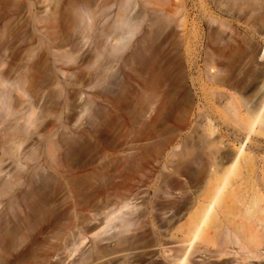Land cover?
Masks as SVG:
<instances>
[{"label":"rangeland","instance_id":"1","mask_svg":"<svg viewBox=\"0 0 264 264\" xmlns=\"http://www.w3.org/2000/svg\"><path fill=\"white\" fill-rule=\"evenodd\" d=\"M120 18L129 27L122 29ZM263 52L264 0H0V180L3 160L8 158L12 164L19 158L18 145L29 148L37 160L46 141L62 143L89 130L102 133L98 141L106 142L109 150L106 155L99 153L95 136L85 139L88 148L82 139L85 150L75 161L77 166L119 167L130 153L144 164L143 170L137 167L134 181L131 175L114 181L120 184L124 180L120 185L128 181L125 190L117 192L126 195L130 206H138L125 235L134 237L132 248L116 243L118 230L110 227L98 238L93 235L98 229L88 234L70 257L61 247L48 255V244L41 246L45 251L38 245V252L34 245L31 252L27 248L30 241L44 244L42 240H49L52 234V223L57 225L52 215L55 217L58 207H52V215L45 214L48 217L35 225L40 233L34 230L29 243L26 240L24 246L16 244L4 255L0 253V264H32L36 258L40 261L39 256H43L42 264H77L78 259L85 263L97 255L102 261L126 255L129 264L142 259L144 264H168V251L183 252L188 243L180 240L193 220V180L174 175L175 181L169 173L179 164L180 155L182 161L193 159V137L205 125L226 133L216 122L224 112L221 106L226 94L236 93V97L256 102L264 98ZM221 82L226 86H220ZM215 108L218 114L207 124L203 115ZM64 132L75 135H51ZM257 145L264 147V142ZM226 146L237 148L229 140L223 141L222 148ZM113 147H134L138 155L132 149H125L129 155L113 152ZM11 164L9 171L14 174ZM166 175L170 179L166 180ZM105 179L97 176L90 182L99 185ZM112 193L110 201H118ZM156 196H162V212L149 207ZM170 203L177 207L172 209ZM101 211L95 218L92 213L85 215L79 226L85 228L82 231L104 227L108 210L105 214ZM72 233L67 236L68 243L77 240L78 234L74 237ZM153 236L158 237L160 246H154ZM95 246L100 250L97 255ZM27 250L30 254L26 255ZM90 252L95 255L88 256ZM90 259L92 263L86 264H93L95 257ZM186 259L193 262V255Z\"/></svg>","mask_w":264,"mask_h":264},{"label":"bare ground","instance_id":"2","mask_svg":"<svg viewBox=\"0 0 264 264\" xmlns=\"http://www.w3.org/2000/svg\"><path fill=\"white\" fill-rule=\"evenodd\" d=\"M120 19L119 23L122 29L124 27H129V23L124 20V18ZM261 57H264V52ZM220 86L226 85L221 82ZM261 88H264V84ZM235 94L236 93H229L225 95L224 103L221 106V110L224 112H221L222 116L219 115L216 120L218 125L225 128L226 133H221V131L216 132L215 128L210 124L212 119H214V114L215 116L216 112L218 114V109L215 108L214 112L211 111V113L210 110L207 109L203 117L208 119L207 121L209 123L207 124L210 125H205L207 127H205V129L203 127V131L196 135V137H193V159L187 158L182 161L180 155L181 159L178 157V160H176V163L178 164L179 162V164L177 166L174 165L175 167L171 166L172 164L170 165L173 169H171L172 171L169 174L173 177L174 175H179L181 177H186L188 180H193V220L190 219L189 230H187L183 239L180 240L181 244L188 243L186 248L183 252L178 249L168 251L166 255L168 264H264V147L257 145V142L261 144L264 142V139H262L264 138V98L256 102L243 98L241 99L236 97ZM98 132L99 131L95 133L94 130L81 131L76 135H71L70 132L53 133L51 134L52 136L57 135L64 137V135H66V138L68 137L67 134L71 137L75 136L63 140L62 143L54 141L53 139L46 141L39 149V157L37 160H33L34 154L28 152L30 149L27 147L23 146V149L22 145H18L16 147L17 150L14 148L16 151H20V149L21 151L19 158L16 160L12 159V164L10 161L8 162V158L3 160V168L1 171V173H3V178L1 177L2 180H0V204L2 205L0 214V253H7L5 251L10 247L14 248L16 244L21 245L26 240V242H28L30 239H33L31 233H33L32 231L34 230L37 231L34 229L35 225L41 222L43 216H47L45 214L48 213V215H52L51 212H53V209L56 210L57 207V212L54 211L55 217L52 215V219H56L58 226L56 222L53 221L54 223L52 224L54 225L52 229L55 231L48 230L49 233L53 235L50 234L52 235H49L50 238L46 237L49 238V240H42L44 244L41 245L39 243L42 242L38 240L37 242L35 240H33L35 242L30 241V246L28 245L29 247H27L30 248V251L34 245L36 247L33 249L37 248L38 245L39 248H43V245L48 244L46 250L48 255L56 253L58 248L61 247V250L64 253L67 252V256L70 257L78 252L79 247L83 245L88 234L98 229L93 233L94 237L98 238L100 234L105 233L106 229L110 227L117 228L118 230L116 235L113 234L116 238L113 237L116 243L118 240V243L125 244V247L127 244L128 250L129 247L132 248L133 242H131V240L134 239V237L132 236L131 238L130 236L129 238H125V235L129 234V228L133 225L135 220V217L132 216L133 209L138 206H130V204L127 203L128 198H126V195H124V197L121 193L119 194V192H117L122 188L125 190L128 186L126 185L128 179H125L127 183L124 185L122 184L123 186L120 184L123 183L124 180L121 181L120 184L114 181L116 179L118 180V178H120V180L121 178L124 179L128 177V175L133 176L139 172L137 167L143 170L142 166H144V164L138 159L141 164L139 165L138 161L134 158L135 156L131 157V153L129 155L128 151L134 147H131V149L124 148V150H122L123 148L121 147L122 149L120 150L118 145L116 148L113 147V152L120 153L123 151L130 156H125L126 158L121 164L123 167H121V165L118 167L117 163V167L109 166L111 167L110 169L105 165L97 166L87 164L84 166H77L75 161H77L78 156L81 155L80 153L85 150L84 147L81 148L82 139L83 143L88 137L92 140L93 136L97 137L100 151L99 147L96 146L97 143H92V145L95 144L93 147H97L99 153H103L104 155L108 153L106 142H99L103 137L101 136L102 133L99 135ZM96 134L99 136H96ZM100 136L101 139L99 140ZM224 140L231 141L237 148L230 149L229 146L222 148ZM85 146L87 148L90 147L87 144ZM141 148L142 147H140V150ZM125 149H128V151H125ZM225 149L226 151H224ZM138 150L136 151L139 152ZM133 152L134 154L136 153L135 151ZM115 155L118 156V154ZM29 161L32 162L31 164L34 163V165H29ZM9 164L14 166H12L14 168V174L10 173ZM24 167H26L25 170ZM137 170L138 172H136ZM126 172L128 173L126 174ZM129 172L131 174H129ZM97 176L106 177L102 182L103 184L100 183L98 185L96 182H90V180H94ZM166 176L164 177L166 180H168V178L170 179V177ZM176 178L174 177L175 181ZM132 179H135V177H130V180ZM130 180L129 183H131ZM167 184H165V186ZM169 185L171 184L169 183ZM132 186L129 187V189H132ZM167 189L171 190L173 188L168 187ZM109 190L114 192V198L116 197L119 199L118 201H110V195L113 193L109 192ZM167 191L166 194H168ZM163 194L166 196L165 192L162 193V195ZM170 195L171 194L168 196ZM159 197L162 196H156L154 201L150 202L149 207L153 210H161L160 212H162L164 209L162 208L163 206L160 202L161 198ZM99 203H101V205ZM170 204L172 209L177 207L175 204ZM112 207H115V209ZM128 208L129 210H127ZM109 209L111 210L109 211ZM124 210L129 212H124ZM100 211L108 212L106 214L103 212V214H105L104 227L98 225L89 233L84 232L85 228L83 227L84 229H82L84 231H82L79 226L80 223L84 221L85 215L92 213L95 215L93 217L91 214V217L95 218L96 214L100 213ZM49 212L51 214H49ZM163 213L162 215L165 216ZM140 216L139 213L136 218L139 219ZM47 217H45V220H47ZM115 221L118 223L115 224ZM50 222L51 221H49V223ZM101 224L103 225L102 222ZM75 228H78L80 232L78 233L77 230H73ZM72 230L77 231L75 232L78 234L77 238L75 237L76 234L74 235V232H71ZM69 232H71L77 240H72L73 242L71 241V243H68L67 240L69 239L67 238L71 236H68V234H71ZM152 233L154 232H150L149 234L153 235ZM38 236L39 235H37V237ZM111 237L109 238L112 239ZM153 238L154 246H160L158 237L153 236ZM93 241L95 240H92V243ZM101 241L104 242L103 239H100V242ZM25 244L26 243H24L23 246ZM92 246L94 247L93 244ZM23 249L26 250V246L22 248V250ZM95 249L96 252L93 249V253L95 252L96 255L99 254L100 250H98L97 247ZM30 251H25V254H30ZM37 251L39 252L40 250L37 248ZM121 251H123V249H121ZM91 252L88 256L95 255ZM41 253L44 252L42 251ZM179 253L182 254L179 255ZM187 255H193V262L187 261ZM98 256L99 255L94 256L95 259L93 264L94 262L96 264L97 261H99L97 264H126L125 262L128 258L126 255H122L121 258L117 255L118 257L114 256V258L102 261L100 260L101 257ZM125 256L127 257L126 260ZM42 257L39 256L40 261H37L36 258L35 262L32 260L33 262L31 263L42 264ZM93 258L91 257V259ZM88 259H90V257L87 258L85 263V259L80 261L78 259L77 264L92 263V260L90 259L91 261H89ZM127 262V264H129L130 261L127 260ZM138 262L136 261V263ZM142 262L143 264L145 263L143 259ZM142 262L138 264H142Z\"/></svg>","mask_w":264,"mask_h":264}]
</instances>
